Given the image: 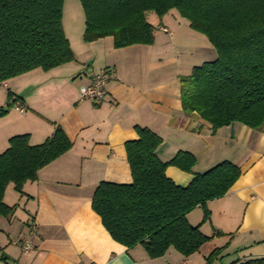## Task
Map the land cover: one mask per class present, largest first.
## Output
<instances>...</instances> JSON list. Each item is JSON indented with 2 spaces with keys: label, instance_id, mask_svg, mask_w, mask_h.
Segmentation results:
<instances>
[{
  "label": "crops",
  "instance_id": "crops-1",
  "mask_svg": "<svg viewBox=\"0 0 264 264\" xmlns=\"http://www.w3.org/2000/svg\"><path fill=\"white\" fill-rule=\"evenodd\" d=\"M146 19L153 26L150 45L115 48L111 36L87 43L83 28L74 38L75 47L68 38L73 61L47 71L35 68L0 83V90L9 82L21 97L0 116V153L13 135L27 133L35 145L57 126L71 143L68 151L38 170L36 180L23 184L13 215L0 217V264H206L214 250L210 264L264 260V128L233 122L213 131L196 112H183L180 77L214 60L216 51L175 9L162 17L148 12ZM101 71L108 75L104 99H81L79 87ZM6 101L0 98V107ZM18 104L24 113L17 111ZM135 126L161 138L156 156L162 162L179 151L194 155L192 172L172 165L165 169L179 186L223 161L240 168L229 190L206 203L207 220L202 221L200 207L186 215L208 237L189 256L173 247L155 258L141 245L127 248L112 239L92 210L100 182H131L124 144L138 138ZM3 201L13 205L6 189ZM25 244L30 246L27 251L22 249Z\"/></svg>",
  "mask_w": 264,
  "mask_h": 264
},
{
  "label": "trees",
  "instance_id": "trees-1",
  "mask_svg": "<svg viewBox=\"0 0 264 264\" xmlns=\"http://www.w3.org/2000/svg\"><path fill=\"white\" fill-rule=\"evenodd\" d=\"M64 0H0V83L35 68L43 71L68 63L75 56L64 33ZM84 15L82 40L93 42L106 36L115 48L150 45L153 26L146 13L162 17L175 9L189 27L206 36L216 58L194 66L180 77L182 111L196 112L211 129L241 123L264 128V0H79ZM21 97L7 90L5 115ZM138 138L126 142L131 173L127 184L102 181L96 187L92 210L112 239L132 248L144 247L149 257L162 256L173 247L184 256L199 250L208 240L186 215L222 197L240 175V168L227 161L193 174L185 186L165 174L172 165L192 172L195 157L177 152L169 161L156 156L161 138L146 127L135 126ZM71 143L57 126L39 144L29 134L13 135L0 153V217L13 215L16 205L3 201L6 186L22 194L26 181H34L40 168L68 151ZM216 250L207 257L210 264ZM6 261V258H2ZM258 264H264L260 260Z\"/></svg>",
  "mask_w": 264,
  "mask_h": 264
},
{
  "label": "rangeland",
  "instance_id": "rangeland-1",
  "mask_svg": "<svg viewBox=\"0 0 264 264\" xmlns=\"http://www.w3.org/2000/svg\"><path fill=\"white\" fill-rule=\"evenodd\" d=\"M72 23L74 26H72ZM62 25L67 39L69 38L72 46L75 47L74 38L78 35V32L84 28V15L79 0H64L62 7ZM20 85H22V83H20ZM12 87L13 86L8 82L6 89L0 90V98H7V90L13 94L16 93ZM6 104L1 107L6 106ZM17 193L18 192L13 189V186L9 184L6 188V198L7 201H9L8 204L19 203Z\"/></svg>",
  "mask_w": 264,
  "mask_h": 264
},
{
  "label": "built area",
  "instance_id": "built-area-1",
  "mask_svg": "<svg viewBox=\"0 0 264 264\" xmlns=\"http://www.w3.org/2000/svg\"><path fill=\"white\" fill-rule=\"evenodd\" d=\"M161 30L167 32V29L161 27ZM108 75L106 71H101L92 75L90 81L86 85H81L79 87V96L81 99H87L92 101L93 103H100L105 96V83L107 81ZM17 111L20 113H24V108L18 104L16 106ZM24 251L30 249L28 244L22 246ZM179 264H186L185 262H181Z\"/></svg>",
  "mask_w": 264,
  "mask_h": 264
}]
</instances>
